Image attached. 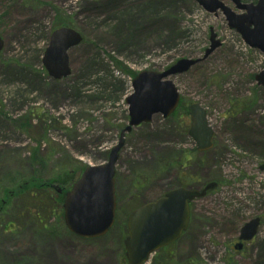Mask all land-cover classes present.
Instances as JSON below:
<instances>
[{
    "label": "rangeland",
    "instance_id": "374dc122",
    "mask_svg": "<svg viewBox=\"0 0 264 264\" xmlns=\"http://www.w3.org/2000/svg\"><path fill=\"white\" fill-rule=\"evenodd\" d=\"M62 22L83 39L70 50L71 75L56 80L42 58ZM211 28L222 44L204 58ZM0 34V201L5 187L32 176L42 175L43 186L53 180L68 187L83 168L104 163L129 122L133 77L201 59L168 77L187 108L173 118L158 114L127 134L114 228L101 238L58 233L59 196L54 188L38 189L0 212V264H127L130 212L169 189L201 191L210 180L219 185L193 203V224L172 246V264H264V88L254 78L264 53L245 44L223 13L197 0H0ZM193 102L206 109L215 132L205 152L188 135ZM254 217L261 220L257 235L236 250L243 224ZM157 256L161 263L167 251Z\"/></svg>",
    "mask_w": 264,
    "mask_h": 264
},
{
    "label": "water",
    "instance_id": "95a60500",
    "mask_svg": "<svg viewBox=\"0 0 264 264\" xmlns=\"http://www.w3.org/2000/svg\"><path fill=\"white\" fill-rule=\"evenodd\" d=\"M197 1L209 12L217 14L218 10L222 11L230 29L239 33L252 48L264 53V0H257V3L230 0L237 9L244 10L239 14L222 0ZM216 37L212 29L211 45L204 58L221 45ZM81 41V34L69 27L59 28L52 33L43 57V64L51 76L59 79L71 73L68 50ZM3 46L0 35V51ZM199 61L201 59H182L164 72L144 70L133 79L134 91L127 98L130 120L120 134L119 143L110 151L104 164L88 166L66 195L65 223L71 232L85 238H95L105 235L112 228L117 210L115 167L125 144L126 133L141 123L151 122L156 114L161 113L164 117L170 115L181 96L174 82L165 78L186 72ZM256 79L259 85L264 86V71L257 74ZM190 111L192 124L189 135L200 150H207L213 145L214 131L208 123L206 111L199 103L192 104ZM260 168L264 170V164ZM216 185V182H210L201 191L184 187L173 189L133 211L128 219L129 235L124 241L130 264H143L153 252L177 240L189 225V202L204 196ZM259 221V218H255L247 222L241 229L240 239H252L258 231ZM236 248L240 249L241 245H236Z\"/></svg>",
    "mask_w": 264,
    "mask_h": 264
},
{
    "label": "flooded vegetation",
    "instance_id": "af4514ba",
    "mask_svg": "<svg viewBox=\"0 0 264 264\" xmlns=\"http://www.w3.org/2000/svg\"><path fill=\"white\" fill-rule=\"evenodd\" d=\"M55 190H56V192L58 193V194H60V193H63L64 191L62 190L61 191V189H60V187H55ZM61 191V192H60ZM30 191H26V192H24V193H22L21 195H24V194H27V193H29ZM21 195H19V196H21ZM18 196V197H19ZM17 197V191H16V189H14V190H12V189H9L8 191H6L5 192V194L3 195V197L1 198V201H0V212H2V211H5V209L8 207V206H10L11 204H12V202H13V200L14 199H16V198H18ZM58 200H59V202H60V199L58 198ZM193 204V203H192ZM192 204H191V207H192ZM6 212V211H5ZM60 214V212L58 213V215ZM60 217V216H59ZM59 223H60V218H59ZM8 227V225L6 224V228ZM61 230L63 231V232H65V230H64V227L63 226H61V228H60V230H59V232L58 233H60L61 232ZM59 235V234H58ZM238 242H242V248H241V250H243V248H245V243L246 242H244V241H240L238 238H237V240H236V242L235 243H238ZM234 243V244H235ZM233 244V245H234ZM234 248H235V246H234ZM236 249V248H235ZM240 250V251H241ZM14 264H22V262H16V263H14Z\"/></svg>",
    "mask_w": 264,
    "mask_h": 264
},
{
    "label": "trees",
    "instance_id": "16d2710c",
    "mask_svg": "<svg viewBox=\"0 0 264 264\" xmlns=\"http://www.w3.org/2000/svg\"><path fill=\"white\" fill-rule=\"evenodd\" d=\"M62 23H64L65 25H68L67 22H62ZM56 26H57V25H56ZM180 109H184V110L186 109L185 102H183V103L181 104ZM29 115H30V117H33V116H34V111L31 112ZM30 117L23 118V120L26 121V122H30V121H31ZM27 124H28V123L25 124V127H28ZM35 153H36V152H35ZM36 157H38V160H37V161L40 163L41 166H43V165L46 164V163L43 164V162H45V161H44L42 158H40V154H37V155L35 154V158H36ZM38 186L40 187V189H46L45 184H44V186H43L42 184H38ZM37 189H39V188H36V190H37ZM56 203H57V202H56ZM172 257L174 258V254H173V252L170 250V248H167V259H166V260L164 259V260H165V261L172 262ZM168 258H169V259H168ZM157 260H158V258H157ZM158 264H166V263H162V262H161V263H158Z\"/></svg>",
    "mask_w": 264,
    "mask_h": 264
}]
</instances>
